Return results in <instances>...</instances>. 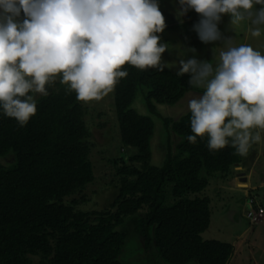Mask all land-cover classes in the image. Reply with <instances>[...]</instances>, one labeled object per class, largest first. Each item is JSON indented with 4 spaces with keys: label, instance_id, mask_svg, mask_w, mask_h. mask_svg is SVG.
<instances>
[{
    "label": "trees",
    "instance_id": "1",
    "mask_svg": "<svg viewBox=\"0 0 264 264\" xmlns=\"http://www.w3.org/2000/svg\"><path fill=\"white\" fill-rule=\"evenodd\" d=\"M122 70L128 75L114 88L120 146L110 155L98 150L116 189L103 209L84 206L98 180L92 124L99 121L88 119L74 91L53 82L48 95L35 97L37 112L23 126L0 110V264H125L127 233L117 228L126 222L167 264H229L234 244L203 237L213 212L208 187L219 173L242 166L244 155L231 140L220 150H210L206 136L189 142L190 111L178 119L158 109L190 91L203 94L189 85V74L128 64ZM138 92L150 113L134 107ZM165 129L167 147L158 164L152 140ZM260 203L251 198L246 215L264 207Z\"/></svg>",
    "mask_w": 264,
    "mask_h": 264
},
{
    "label": "clouds",
    "instance_id": "2",
    "mask_svg": "<svg viewBox=\"0 0 264 264\" xmlns=\"http://www.w3.org/2000/svg\"><path fill=\"white\" fill-rule=\"evenodd\" d=\"M179 4V16L200 14L193 31L202 43L226 45L215 66L195 55L179 60L177 75L189 74V85L204 89L188 103V141L206 136L209 149L220 150L231 140L245 155L264 131V54L234 46L218 25L227 14L233 25L250 22L251 35L260 37L264 0ZM165 27L158 0H0V110L23 126L37 112L34 94L48 95L57 77L88 102L113 91L128 75L126 64L163 71L167 46L158 33Z\"/></svg>",
    "mask_w": 264,
    "mask_h": 264
},
{
    "label": "rangeland",
    "instance_id": "3",
    "mask_svg": "<svg viewBox=\"0 0 264 264\" xmlns=\"http://www.w3.org/2000/svg\"><path fill=\"white\" fill-rule=\"evenodd\" d=\"M177 1L166 0L167 3L159 4L162 14L168 18L172 17L175 10L173 11L169 7L164 8V6L172 4L177 6ZM191 11L194 12V10ZM193 12L183 16L178 15L176 20L181 23L175 26L177 32L165 30L159 35L161 43L167 46V50L162 55V64L166 65V68L178 71L179 60L191 58L193 55L200 60H211L215 66L219 62V53L226 50V45L223 42L204 44L198 39L196 32L193 31V25L199 19L189 21V18L191 16L195 18V15L200 14ZM218 27L225 38H231L234 46L247 44L264 54V34L260 37H253L250 22L243 21L238 25H233L230 16L225 14ZM191 48H195L196 52L192 53L189 50ZM55 81H60V77H57ZM53 84L49 86L48 92ZM199 89L204 90L203 88ZM199 95L202 94L190 91L176 105L158 104L157 106L163 116L179 119L190 111L189 101ZM34 96L39 98L43 95L37 93ZM83 103L88 107V119L93 118L95 122L99 121L97 126L92 124L93 140L97 144L93 152V159L96 164L98 180L88 188L87 194L91 199L84 206L103 209L113 201L116 194V189L108 183L110 177L106 176L112 170L105 167L107 160L98 151L105 147L104 155H110L109 151H116L120 146L117 139L119 123L115 110V90L113 89L98 100L83 101ZM144 104V95L138 92L134 107L143 114L150 113ZM256 131L260 130H253L254 133ZM163 134L164 136L160 138L157 133L152 140L154 162L158 164L163 162L167 147L161 140L164 141L168 131L163 130ZM261 137V141L253 143L249 152L244 155L243 169H240L242 166L237 168L233 166L227 173H219L216 181L211 180L208 187V194L212 197L213 212L211 225L203 233V237L234 244L235 253L229 264H264V217L261 216L262 218L253 221L249 216L250 212L246 215L248 206L251 205V198L264 204V131H261ZM173 139L177 140V137L173 135ZM117 229L127 233V241L121 255L125 264H167L158 257L152 247L148 249L144 245L134 223L126 222Z\"/></svg>",
    "mask_w": 264,
    "mask_h": 264
},
{
    "label": "crops",
    "instance_id": "4",
    "mask_svg": "<svg viewBox=\"0 0 264 264\" xmlns=\"http://www.w3.org/2000/svg\"><path fill=\"white\" fill-rule=\"evenodd\" d=\"M189 20H192V17H190ZM180 23H181V21L178 23V20H176V18L174 20H170L169 19L165 23L166 24V29L177 32L176 29H175V26L178 25V24H180ZM239 166H241V165H239ZM240 169H243V165H242V167Z\"/></svg>",
    "mask_w": 264,
    "mask_h": 264
},
{
    "label": "built area",
    "instance_id": "5",
    "mask_svg": "<svg viewBox=\"0 0 264 264\" xmlns=\"http://www.w3.org/2000/svg\"><path fill=\"white\" fill-rule=\"evenodd\" d=\"M249 216L253 221H257V219L264 217V208H259L258 210L251 211L249 213Z\"/></svg>",
    "mask_w": 264,
    "mask_h": 264
},
{
    "label": "flooded vegetation",
    "instance_id": "6",
    "mask_svg": "<svg viewBox=\"0 0 264 264\" xmlns=\"http://www.w3.org/2000/svg\"><path fill=\"white\" fill-rule=\"evenodd\" d=\"M165 1H166V0H159V4H160V5H163L164 3H166ZM173 2H174V0H173ZM177 2H178V5H177L178 8H177V9H180L181 6H180V4H179V0H178ZM167 7H168V5L164 6V8H167ZM177 9H176V10H177ZM176 10L174 11V14L172 15V17L168 18L167 16H164V17H165V22H166L167 20H169V19H170V20H174V19L176 18V16L178 17V14H177L178 11H176ZM188 13H189V12H187V14H188ZM179 18H180V17H179Z\"/></svg>",
    "mask_w": 264,
    "mask_h": 264
}]
</instances>
